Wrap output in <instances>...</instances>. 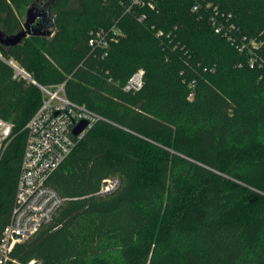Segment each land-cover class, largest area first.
I'll return each mask as SVG.
<instances>
[{
  "label": "trees",
  "instance_id": "1",
  "mask_svg": "<svg viewBox=\"0 0 264 264\" xmlns=\"http://www.w3.org/2000/svg\"><path fill=\"white\" fill-rule=\"evenodd\" d=\"M47 2L51 35L0 45L4 60L40 85L64 83L70 101L102 120L48 181L64 204L7 264H264V0H156L127 13L125 0H0V31L16 34ZM113 25L123 35L106 56L90 53L89 32ZM4 60L0 239L24 128L41 104ZM138 70L141 88L124 92ZM111 178L117 188L100 194Z\"/></svg>",
  "mask_w": 264,
  "mask_h": 264
},
{
  "label": "built area",
  "instance_id": "2",
  "mask_svg": "<svg viewBox=\"0 0 264 264\" xmlns=\"http://www.w3.org/2000/svg\"><path fill=\"white\" fill-rule=\"evenodd\" d=\"M156 0H125L124 13L134 8L153 10ZM198 10V5L193 11ZM138 21H143L145 15H140ZM123 35L115 25L110 28L95 29L89 32L88 46L90 53L101 51L106 56L112 43ZM159 32L157 36H161ZM249 44V43H248ZM242 53V47L238 48ZM0 59L4 60L0 51ZM255 54L249 60V67L256 65ZM13 71V79H22L35 85L41 94V104L35 114L25 125L26 137L23 155L16 183L14 203L8 223L5 225L0 239V264H7L15 244L23 242L36 233L39 228L50 223L64 204V199L49 185L52 174L65 162L75 148L78 140L102 118L83 105H78L68 99L64 83L54 86L38 84L17 62L4 60ZM260 61H264L260 59ZM143 82V71H136L122 87L124 92L138 91ZM193 87V85H192ZM192 94L189 95V98ZM87 122L86 128L73 137L71 131L80 122ZM6 126L4 135L8 136L10 125ZM100 194L115 190L119 184L117 178L104 180ZM14 237H20V241ZM29 264H34L30 262Z\"/></svg>",
  "mask_w": 264,
  "mask_h": 264
},
{
  "label": "water",
  "instance_id": "3",
  "mask_svg": "<svg viewBox=\"0 0 264 264\" xmlns=\"http://www.w3.org/2000/svg\"><path fill=\"white\" fill-rule=\"evenodd\" d=\"M51 2L42 5L35 13V8L27 11L21 30L13 35H6L0 31V45L4 47L15 46L27 37H48L51 35L53 27L52 16L50 14ZM87 126V122H80L71 131L73 137H77ZM106 184L102 183V187ZM20 241V237H14Z\"/></svg>",
  "mask_w": 264,
  "mask_h": 264
},
{
  "label": "rangeland",
  "instance_id": "4",
  "mask_svg": "<svg viewBox=\"0 0 264 264\" xmlns=\"http://www.w3.org/2000/svg\"><path fill=\"white\" fill-rule=\"evenodd\" d=\"M37 9H35V13H36ZM24 22V21H23ZM54 29H52V32H53ZM58 33V37H60L61 39V43L62 45L64 46L62 49H61V52H63L64 54L66 53V46L68 45V43L70 42V38H69V34L66 30H62V29H59V31L57 32ZM247 42V41H246ZM249 50H252L253 47H255V43L254 42H250L249 41ZM254 52V51H253ZM54 85H57V84H53L51 86H54ZM6 126H1L0 125V148L4 142V140L8 137V136H5L4 135V129H5Z\"/></svg>",
  "mask_w": 264,
  "mask_h": 264
}]
</instances>
